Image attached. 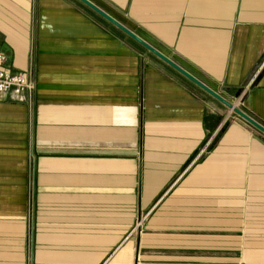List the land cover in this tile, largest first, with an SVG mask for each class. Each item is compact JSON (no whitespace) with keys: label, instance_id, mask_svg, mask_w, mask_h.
<instances>
[{"label":"crops","instance_id":"0c3cea01","mask_svg":"<svg viewBox=\"0 0 264 264\" xmlns=\"http://www.w3.org/2000/svg\"><path fill=\"white\" fill-rule=\"evenodd\" d=\"M99 1L264 126V0ZM0 47L36 79L0 95V264L264 252V133L80 0H0Z\"/></svg>","mask_w":264,"mask_h":264},{"label":"water","instance_id":"95a60500","mask_svg":"<svg viewBox=\"0 0 264 264\" xmlns=\"http://www.w3.org/2000/svg\"><path fill=\"white\" fill-rule=\"evenodd\" d=\"M82 3L87 5L89 8H91L93 11H95L97 14L105 18L107 21L112 23L114 26H116L118 29H120L122 32L127 34L129 37H131L133 40L138 42L140 45H142L144 48L158 56L160 59L171 65L173 68L178 70L180 73H182L184 76L189 78L191 81L196 83L198 86H200L203 90L208 92L210 95H212L214 98L222 102L224 105H226L232 112L240 116L242 119L250 123L252 126L257 128L259 131L264 133V126L257 122L255 119L250 117L248 114H246L243 110L238 108L234 103L227 100L225 97H223L221 94L204 84L202 81H200L197 77L193 76L191 73H189L187 70L179 66L176 62H174L172 59L167 57L165 54H163L161 51H159L157 48L152 46L150 43H148L146 40H144L141 36H139L137 33H135L133 30H131L129 27H127L124 23H122L120 20L116 19L114 16L106 12L102 7H100L98 4L93 2L92 0H80Z\"/></svg>","mask_w":264,"mask_h":264},{"label":"rangeland","instance_id":"374dc122","mask_svg":"<svg viewBox=\"0 0 264 264\" xmlns=\"http://www.w3.org/2000/svg\"><path fill=\"white\" fill-rule=\"evenodd\" d=\"M96 1L95 3H97L98 5H102L103 7H105L102 2H100L99 0H94ZM115 15L117 17L120 18V20L124 23H127L129 24L128 22V18H122L119 14L115 13ZM1 48V47H0ZM28 188H27V195H28ZM31 211V212H30ZM26 213H27V218L30 219V221H28V230H32V208L31 206H28L26 207ZM30 215V216H29ZM28 220V219H27ZM137 225H138V228H143V222L142 221H138L137 222ZM251 225H252V222H251ZM255 234H259V230L257 229V226L256 227H250V228H247L245 229L243 235L241 237H243V240L241 237H235V241H234V245H235V250L234 252H218L217 256L219 257L218 258V261H217V264H225V262L228 263L227 264H230L229 262L232 261L233 263L232 264H257L260 260H263L260 256H262L264 254V252H261L259 254V252L257 251H254L252 252L251 250H245L244 252L240 251V248H241V243L243 242H247L248 244L251 243V242H256L257 238H256V235ZM247 243L244 244V249L245 247H247ZM238 247V248H237ZM251 251V252H249ZM262 254V255H261ZM263 257V256H262ZM231 258H233V260H231Z\"/></svg>","mask_w":264,"mask_h":264},{"label":"built area","instance_id":"2783aa9c","mask_svg":"<svg viewBox=\"0 0 264 264\" xmlns=\"http://www.w3.org/2000/svg\"><path fill=\"white\" fill-rule=\"evenodd\" d=\"M8 55L0 49V95L9 93L24 94L36 89L35 72L32 68L26 71L10 69Z\"/></svg>","mask_w":264,"mask_h":264}]
</instances>
